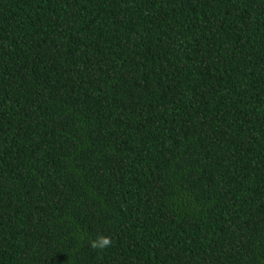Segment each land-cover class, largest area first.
Masks as SVG:
<instances>
[{
	"label": "trees",
	"instance_id": "16d2710c",
	"mask_svg": "<svg viewBox=\"0 0 264 264\" xmlns=\"http://www.w3.org/2000/svg\"><path fill=\"white\" fill-rule=\"evenodd\" d=\"M0 264H264V0H0Z\"/></svg>",
	"mask_w": 264,
	"mask_h": 264
},
{
	"label": "clouds",
	"instance_id": "9594fccd",
	"mask_svg": "<svg viewBox=\"0 0 264 264\" xmlns=\"http://www.w3.org/2000/svg\"><path fill=\"white\" fill-rule=\"evenodd\" d=\"M110 242H111V241H110L109 238H107V237H103V238H101V242H100L99 246H100V247H104V246H106V245H109ZM92 246H93V247H97L98 245H97L96 242H93V243H92Z\"/></svg>",
	"mask_w": 264,
	"mask_h": 264
}]
</instances>
